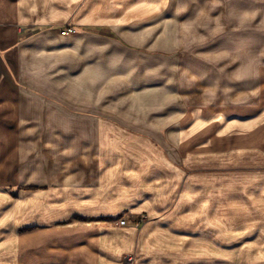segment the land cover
I'll return each mask as SVG.
<instances>
[{"label": "rangeland", "instance_id": "374dc122", "mask_svg": "<svg viewBox=\"0 0 264 264\" xmlns=\"http://www.w3.org/2000/svg\"><path fill=\"white\" fill-rule=\"evenodd\" d=\"M129 11H119L122 26L86 27L69 39V49L95 59L87 77L102 82L103 102H15L18 83L6 65L8 75L0 84L5 87L0 92V189L13 197L41 196V212L44 204L52 211L67 210L58 201L62 190L54 186L63 181L60 160L71 156L77 167L83 164L81 142L98 141L103 154L119 155L118 162L130 155L132 164L160 163L165 175L182 169V178L200 192L209 185L213 196L230 197L232 233L245 230L239 215L244 201L256 202V195L264 194V0H135V12ZM37 34L49 33L28 27L24 36ZM238 118L250 119L251 138L241 146ZM96 129L101 139L95 138ZM39 131L42 142L57 139L54 150L40 148L59 160L56 175L41 165L20 169L19 150L37 154ZM33 137L32 149L22 144ZM227 139L235 146H227ZM128 165L121 162L125 167L115 178H125ZM25 178L34 183L21 184ZM258 207L264 209V202ZM122 216L119 222L126 219ZM233 243H240L239 235ZM5 253L10 257V250Z\"/></svg>", "mask_w": 264, "mask_h": 264}, {"label": "crops", "instance_id": "0c3cea01", "mask_svg": "<svg viewBox=\"0 0 264 264\" xmlns=\"http://www.w3.org/2000/svg\"><path fill=\"white\" fill-rule=\"evenodd\" d=\"M121 7L128 15L130 8L135 12V0H0V84L8 75V65L18 83L15 102H103L102 82L87 77L90 60L95 59L69 49V39L86 27L122 26ZM114 11L118 13L113 15ZM65 26L77 32L63 34ZM28 27L49 34L26 37ZM247 120L238 118L240 146L251 138ZM40 133L37 154L19 150L20 169L41 165L42 171L56 175L59 160L40 148L54 150L57 139L42 142ZM94 135L100 138L97 129ZM35 141L22 144L30 143L31 147H25L32 149ZM234 142L227 139L226 144ZM80 145L83 164L94 165L84 170L82 163L73 167L71 156L60 160L63 181L54 186L62 190L58 201L67 210L52 211L44 204L41 212V196L21 193L13 197L0 189V264H129L128 254L136 255L133 264H264V209L258 207L264 194H259L261 199L256 195V202L244 201L245 210L239 215L246 221L245 230L233 234L235 213L229 196H213L209 185L200 192L198 185L182 178V169L175 168L174 176L165 175L166 168L153 161L132 164L134 158L128 155L118 162L119 155L103 154L98 141L97 145L88 141ZM121 162H130L123 179L115 178L125 167ZM74 179L79 182L71 184ZM20 183L34 182L25 178ZM26 203L31 204V211L25 210L30 208ZM122 214L125 225L118 220ZM143 216L146 221L136 227ZM238 235L240 243H233ZM7 250L10 257H6Z\"/></svg>", "mask_w": 264, "mask_h": 264}, {"label": "built area", "instance_id": "2783aa9c", "mask_svg": "<svg viewBox=\"0 0 264 264\" xmlns=\"http://www.w3.org/2000/svg\"><path fill=\"white\" fill-rule=\"evenodd\" d=\"M76 28L72 27V26H67L65 27L62 32L63 34H68V33H76ZM146 221V218L143 217V218H140L138 220V225L140 226L141 224H143L144 222ZM121 225H125L126 224V220L125 219H122L120 222H119ZM136 259V255L135 254H128L126 256V260L129 264H133L134 261Z\"/></svg>", "mask_w": 264, "mask_h": 264}]
</instances>
